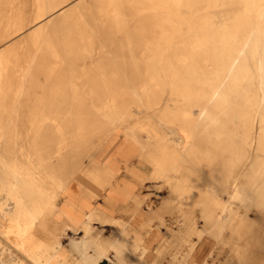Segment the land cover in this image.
I'll list each match as a JSON object with an SVG mask.
<instances>
[{
	"label": "bare ground",
	"instance_id": "bare-ground-1",
	"mask_svg": "<svg viewBox=\"0 0 264 264\" xmlns=\"http://www.w3.org/2000/svg\"><path fill=\"white\" fill-rule=\"evenodd\" d=\"M165 260L264 264V0H0V264Z\"/></svg>",
	"mask_w": 264,
	"mask_h": 264
},
{
	"label": "rangeland",
	"instance_id": "rangeland-1",
	"mask_svg": "<svg viewBox=\"0 0 264 264\" xmlns=\"http://www.w3.org/2000/svg\"><path fill=\"white\" fill-rule=\"evenodd\" d=\"M71 234H72V233L69 232L68 236L65 237V238L63 239L65 245H66L67 242L69 241ZM166 240H168L167 236H165V237L163 236V238H161V239L159 240V242H161V241L165 242ZM227 253H228V249L225 248V250H223V254L219 255V259H220V260H224V259H225L224 257L227 255ZM152 260H153V259H152ZM154 260H155V259H154ZM165 262H166V260L163 261L162 264H164ZM100 264H106V263H105V262H102V263H100Z\"/></svg>",
	"mask_w": 264,
	"mask_h": 264
},
{
	"label": "crops",
	"instance_id": "crops-1",
	"mask_svg": "<svg viewBox=\"0 0 264 264\" xmlns=\"http://www.w3.org/2000/svg\"><path fill=\"white\" fill-rule=\"evenodd\" d=\"M117 217H119V216H117ZM123 218H124V216H122ZM125 219H126V217H125Z\"/></svg>",
	"mask_w": 264,
	"mask_h": 264
}]
</instances>
